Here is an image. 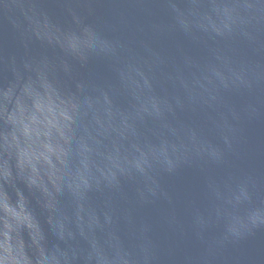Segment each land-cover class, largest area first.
I'll return each mask as SVG.
<instances>
[{
  "label": "water",
  "instance_id": "1",
  "mask_svg": "<svg viewBox=\"0 0 264 264\" xmlns=\"http://www.w3.org/2000/svg\"><path fill=\"white\" fill-rule=\"evenodd\" d=\"M53 102L22 168L0 117L33 264H264V0H0V112Z\"/></svg>",
  "mask_w": 264,
  "mask_h": 264
},
{
  "label": "clouds",
  "instance_id": "2",
  "mask_svg": "<svg viewBox=\"0 0 264 264\" xmlns=\"http://www.w3.org/2000/svg\"><path fill=\"white\" fill-rule=\"evenodd\" d=\"M16 103L21 104L22 102L17 99ZM38 110L41 111V115L28 112L26 109H22L19 116L15 113L0 112V117L7 115L15 125L11 138L5 143V148L8 154L19 158L18 163L21 168L24 164V157L29 155V151L38 160L40 156L51 151L50 144L57 139V132H59L60 139L64 140L65 129L68 127L63 126L61 130L60 117L64 112L61 105L53 102L51 117L40 110L39 105ZM28 163L31 164V160ZM31 166L32 171L35 172V165ZM0 179H3L5 184L11 185V172L7 170L0 173ZM25 220L26 218H22L21 214L13 209L9 200L0 193V264H33L24 252L25 245L21 238L22 229L33 228V224Z\"/></svg>",
  "mask_w": 264,
  "mask_h": 264
}]
</instances>
